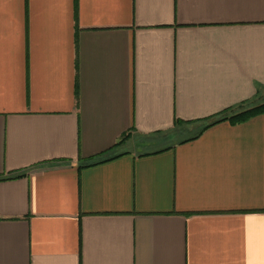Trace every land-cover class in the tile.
Segmentation results:
<instances>
[{"label":"crops","instance_id":"1","mask_svg":"<svg viewBox=\"0 0 264 264\" xmlns=\"http://www.w3.org/2000/svg\"><path fill=\"white\" fill-rule=\"evenodd\" d=\"M243 104L264 0H0V264H264Z\"/></svg>","mask_w":264,"mask_h":264},{"label":"trees","instance_id":"2","mask_svg":"<svg viewBox=\"0 0 264 264\" xmlns=\"http://www.w3.org/2000/svg\"><path fill=\"white\" fill-rule=\"evenodd\" d=\"M261 114H264V104L255 105V106L254 105L251 106V104L248 105L243 104L240 107L227 109L215 117L204 119V121H202L204 122L203 127L198 131L196 136L193 137L192 139L197 138L204 131H206L208 128H210L215 124L226 121L230 122L231 124H240ZM179 124H182V122L175 121L174 126H177ZM125 138L126 137H124V139Z\"/></svg>","mask_w":264,"mask_h":264},{"label":"rangeland","instance_id":"3","mask_svg":"<svg viewBox=\"0 0 264 264\" xmlns=\"http://www.w3.org/2000/svg\"><path fill=\"white\" fill-rule=\"evenodd\" d=\"M253 105L255 106V104H252L251 106H253Z\"/></svg>","mask_w":264,"mask_h":264}]
</instances>
